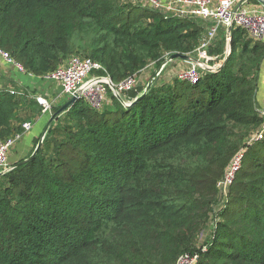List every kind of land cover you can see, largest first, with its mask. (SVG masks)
I'll use <instances>...</instances> for the list:
<instances>
[{"label": "trees", "instance_id": "obj_1", "mask_svg": "<svg viewBox=\"0 0 264 264\" xmlns=\"http://www.w3.org/2000/svg\"><path fill=\"white\" fill-rule=\"evenodd\" d=\"M212 26L123 0H0V48L36 76L77 55L119 82L167 54L199 57ZM224 29L210 64L225 56ZM231 48L195 84L162 77L133 105L110 91L101 109L78 98L59 115L32 158L41 137L0 173V264H177L186 252L196 264H264V42L233 27ZM23 91L0 92V140L42 112ZM241 147L223 195L217 183Z\"/></svg>", "mask_w": 264, "mask_h": 264}, {"label": "built area", "instance_id": "obj_2", "mask_svg": "<svg viewBox=\"0 0 264 264\" xmlns=\"http://www.w3.org/2000/svg\"><path fill=\"white\" fill-rule=\"evenodd\" d=\"M144 6L159 12L165 18L177 16L180 18H201L213 24L203 43L198 47L199 58L210 62L216 57L209 56L206 52L208 46L217 35L220 26L228 28H244L253 40L264 42V0H136ZM228 34V33H227ZM226 34L227 40L230 37ZM168 55V54H167ZM0 61L13 67L17 71L26 72L25 68L7 50L0 48ZM218 64V63H216ZM104 66L90 57L72 56L63 65L46 75L42 79L56 80L63 93L70 97L79 95L91 106L101 109L108 101L109 92L116 96L123 95L138 84V75L133 74L119 82H114L107 74H100ZM202 70L192 63L187 68L180 70L176 76L192 84L199 81ZM14 95H24V91L16 89H0ZM43 113H51L56 100H50L44 95H36ZM23 131L6 139L0 140V172L6 173L14 168V163L9 162V150L20 140L23 134L32 128L30 121L22 124ZM263 138V131L257 132L251 140ZM245 157V148L241 147L231 158L223 177L217 186L223 195H227L228 187L234 181L236 174L241 169ZM198 253L186 252L177 259V264H196Z\"/></svg>", "mask_w": 264, "mask_h": 264}, {"label": "crops", "instance_id": "obj_3", "mask_svg": "<svg viewBox=\"0 0 264 264\" xmlns=\"http://www.w3.org/2000/svg\"><path fill=\"white\" fill-rule=\"evenodd\" d=\"M178 60L181 62H178ZM178 60H175L174 61L175 63L173 64V66H182V68H180L177 71V73L180 70L188 67V66H184L185 63H182L185 60L182 59H178ZM175 70L169 68L168 73L171 74L172 76H175L177 74L174 72ZM262 71H264V62L262 64ZM165 75L167 74L165 73ZM168 76L167 79L169 78ZM1 88L2 89L12 88L19 91H23V89H27L34 95H38V94L44 95L48 97L50 100L57 99V103L54 106L64 104L68 100V98H66L67 95L63 93V88L58 81L42 79L40 76H36L31 73H23L17 71L13 67L8 66L6 63H3L2 61H0V89ZM60 100H63L62 103H59ZM262 102L263 103L261 107L264 106V97L262 98ZM50 114H51L50 112L49 113L41 112L25 120L26 122L30 121L32 123V128L24 133L18 144L16 143L17 144L16 149L18 153L17 156H19V158L10 161L11 163H15L21 159L26 158L32 152L37 139H40L41 136H44V131L48 123L47 121H49L48 119H50L51 116Z\"/></svg>", "mask_w": 264, "mask_h": 264}, {"label": "water", "instance_id": "obj_4", "mask_svg": "<svg viewBox=\"0 0 264 264\" xmlns=\"http://www.w3.org/2000/svg\"><path fill=\"white\" fill-rule=\"evenodd\" d=\"M231 30H232V27L230 26L228 28V31H227V33H228L227 35L230 37V39L227 40L225 56L220 61V63H218V64H210L209 62L201 60L199 57H193L190 54L173 53V54L169 55L164 60L162 65L158 68V71L156 72V75H159V73L161 72L163 67L165 65H167L168 62L176 60V59H182V60L188 61L190 63H194L197 66H199L202 70H208V71H218V70H220L224 66V64L226 63V61L228 60V58H229V56L231 54V50H232V48H231ZM150 86H151V83L148 84V86L146 87L145 91L142 94L138 95L134 100L125 102V104L127 106L135 104L146 93V91L149 89ZM78 98H79V95L72 96L56 112H52L51 113L50 119H49V121H48V123L46 125V128H45V131H44V135L46 134V132L48 131L49 127L54 122V120L59 115H61L63 112H65L67 109H69ZM118 98L122 99L121 95H118ZM43 139H44V136H42V138L40 139L37 147L35 148L34 152L32 153V155L29 158H32L36 154L37 150L39 149V147L41 146V144L43 142ZM26 160H28V159H26ZM0 173H2V172H0Z\"/></svg>", "mask_w": 264, "mask_h": 264}, {"label": "rangeland", "instance_id": "obj_5", "mask_svg": "<svg viewBox=\"0 0 264 264\" xmlns=\"http://www.w3.org/2000/svg\"><path fill=\"white\" fill-rule=\"evenodd\" d=\"M123 2H132V3H139L141 4L140 2L136 1V0H123ZM199 23H201L202 25H206V22L205 21H202V20H198ZM224 27L220 26L219 29H218V34H222L224 32ZM207 52V50H206ZM208 54V53H207ZM169 55V54H168ZM168 55L165 56L164 59H166L168 57ZM210 56V55H209ZM213 57H217V56H213ZM178 60V59H176ZM175 60L173 61H170L168 62L167 64V68H166V65L163 67V69L161 70V72L159 73V75H156V72L158 71V68L157 67V64H153L151 65L150 67H148V70L144 71V73H141L138 77V87L136 88V90H141L142 87H147L149 83H153L155 80L158 81L159 78H162V77H165L167 78L168 75L172 76L171 74L168 73V69H172V70H176L174 71L175 73H177V71L182 68V66H173V64L175 63L174 62ZM178 62H181L178 60ZM182 63H185L184 66H189V64H192L190 62H182ZM188 63V64H187ZM217 63H220L217 62ZM216 64V63H215ZM183 66V67H184ZM202 70V69H201ZM203 71V70H202ZM165 73L167 75H165ZM164 75V76H163ZM168 76V77H170ZM136 85V86H137ZM147 85V86H146ZM133 93H136L135 91H132L128 94H125V95H122L123 97H126V98H129ZM264 97V71H262V68H261V71H260V75H259V86H258V91H257V96H256V104L258 106H261L262 105V98ZM66 98H70L69 96H66ZM124 99V98H123ZM125 100V99H124ZM63 100H60L59 103H62ZM68 101V100H67ZM125 101H130V100H125ZM56 103H57V100H56ZM264 107V106H263ZM262 107V108H263ZM53 111V110H52ZM52 113V112H51ZM51 115V114H50ZM49 120V119H48ZM34 121V120H33ZM48 122V121H47ZM24 135V134H23ZM42 138V136H41ZM21 140V139H20ZM18 140L16 143L18 144V142L20 141ZM15 144L10 150H9V153H8V156H9V162L12 161V160H16L19 158V156H17V149H16V145Z\"/></svg>", "mask_w": 264, "mask_h": 264}, {"label": "bare ground", "instance_id": "obj_6", "mask_svg": "<svg viewBox=\"0 0 264 264\" xmlns=\"http://www.w3.org/2000/svg\"><path fill=\"white\" fill-rule=\"evenodd\" d=\"M23 73H28V72L26 71V72H23ZM66 95H67V94H66ZM123 95H125V94H123ZM67 96H69V95H67ZM69 97H70V96H69ZM121 97H122V99L124 98V97L122 96V94H121ZM70 98H71V97H70ZM70 98H69V99H70ZM123 100H124V99H123ZM124 102H128V101H125V100H124ZM45 135H46V134H45ZM45 135H44V137H45Z\"/></svg>", "mask_w": 264, "mask_h": 264}]
</instances>
